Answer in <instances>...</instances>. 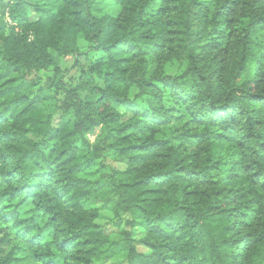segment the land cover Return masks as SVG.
Listing matches in <instances>:
<instances>
[{"label": "clouds", "instance_id": "1", "mask_svg": "<svg viewBox=\"0 0 264 264\" xmlns=\"http://www.w3.org/2000/svg\"><path fill=\"white\" fill-rule=\"evenodd\" d=\"M32 2L43 10L39 15L51 22L36 29L41 33L40 41L26 60L37 59L42 52L57 60L87 53L89 62L95 63L102 55L94 50L97 45L110 49L112 60L105 55L97 71L86 77L91 85L107 93V98L97 105L101 92L80 94L82 100L86 97L90 102L81 118L89 115L97 123L104 121L95 135L85 134L82 129L74 131L76 117L70 112L72 123L48 142L49 148L56 146L54 153L39 149L38 141L47 139L43 131L33 139V150L38 155L34 161L26 162L25 179L29 173L40 172L44 161L51 165L52 175L35 200L26 202L22 218L35 225L28 239L42 234L45 238L40 247H29L27 239L17 234L24 224L14 228L0 221V239L7 240L0 251V264H46L48 260H55L56 264H92L93 256L85 255L89 247L94 250L95 264H135L138 259L143 264H264V237L256 235L264 230V191L258 187L250 189L245 183L253 172L264 174V30L253 27L255 21L264 18V0L258 11L255 0H234L238 5L236 13L223 20L214 15L220 7L218 0H75L76 7H69L64 0ZM156 9H165L168 15L156 16ZM74 13L79 14L78 18ZM241 17L246 21L243 24ZM124 42L132 47L131 51L123 49ZM39 71L43 77L41 85L53 76L52 67ZM107 73L111 78H106ZM165 83L169 87H164ZM148 84L156 87H147ZM115 98L134 101L140 115L133 116L117 106L113 103ZM50 105L48 102L43 107L52 111ZM145 111L149 116L167 119L164 127L168 135L162 137L170 141L164 150L169 158L161 160L160 167L149 165L140 172L129 166L125 169L128 175L117 174L108 180L112 173L101 169L99 162L104 157L122 158L112 153L132 141L125 140L128 132L121 130L130 123L143 127ZM113 114L120 119L109 122ZM157 131H146L140 142L153 141ZM29 135L34 136V132ZM195 137L200 139L194 140ZM97 145L105 150L98 152ZM90 160L95 164L85 167L84 162ZM78 162L83 171L93 169L83 181L70 177V169ZM37 163L41 168L35 166ZM15 166V162L10 165ZM178 166L194 169L215 181V188L207 189L208 193L221 191L228 195L229 185L224 177L230 175L238 180V184L231 185L233 189L240 187L250 195L255 193L251 204L241 201L236 205L241 211H248L250 220L242 223L237 219L231 241H226L223 231L209 227L214 217L206 211L207 202L215 203L217 198L209 195L202 199L205 193L201 185L178 174ZM154 173H171L169 181L158 189V197L130 187ZM193 192L197 194L188 195ZM57 193L63 198L59 199ZM38 205H43L44 210H39ZM254 206L259 212L252 210ZM137 208L145 212L141 214ZM257 213L260 226L251 228V218ZM119 216L138 223L146 217L155 220L164 216L173 228L161 225L167 239L147 236L142 227L124 225L113 235H99L105 225ZM249 231L252 236L246 235ZM77 233L82 235L73 252H54L59 241ZM242 235L244 239L240 240ZM142 239L157 246L159 260L143 258L152 256L151 249L140 250L142 256L130 251L132 242ZM84 240L95 243L85 246ZM34 255H43L44 259L34 261Z\"/></svg>", "mask_w": 264, "mask_h": 264}, {"label": "trees", "instance_id": "2", "mask_svg": "<svg viewBox=\"0 0 264 264\" xmlns=\"http://www.w3.org/2000/svg\"><path fill=\"white\" fill-rule=\"evenodd\" d=\"M64 2L69 7L77 6L75 0H64ZM119 2L121 0H113V3ZM218 2L220 7L214 13L216 17L223 20L225 17H232L236 13L238 5L234 0H231V2L230 0H218ZM255 3L258 6V11L259 6L262 5V0H255ZM42 11L33 4L32 0H0V166H2L0 167V177L3 185L0 188V221L4 224H12L14 228H20L21 224H24L25 227L17 234L21 239H27L29 247H40L45 235L42 234L28 239L35 225L34 223L25 222L22 218L27 207L26 202L35 200L39 192L48 186L52 175L51 165L47 161H44L45 167L40 172L29 173L27 179H25L26 162L34 161L38 155V151L33 150L36 149V144H33V139L43 131L47 139L41 138L38 141L39 149L46 150L49 154L54 153L56 146L53 145L49 148L48 142L60 136L68 124L72 123L68 118L70 112L76 117V122L73 125L74 131H80L82 129L85 134L95 135V130L99 129L104 121L97 123L89 115H84L81 118V114L90 107V102L86 97L82 100L80 94L82 92L90 93L93 90L101 92L99 99L96 100L97 105H100L107 98V93L102 92L95 85H91V80L86 79V77L90 78L91 74L97 71L102 65L105 55L108 56L109 61L112 60L110 49L102 45H97L94 49L102 53L96 59L95 63L89 62L90 58L87 53H76L71 58L57 60L51 54L42 52L41 57L31 61L26 60V56H31L32 52L37 50V43L40 41L41 33L36 29L51 22V20L45 21L44 17L39 15ZM73 15L77 18L79 16L78 13H74ZM155 15L166 16L168 13L165 9H156ZM229 22L232 23L231 20ZM245 22L243 17H241L240 23L243 24ZM233 27H235V24H233ZM253 27L264 30V18L255 21ZM29 29L32 30L29 31ZM30 37L32 39L29 43ZM245 38L247 39V37ZM115 47L114 45L113 48ZM156 47L159 48L162 46L156 45ZM123 49L131 51L132 47L124 42ZM49 67H52L53 76L49 77L41 85L39 69L47 70ZM106 78H111V74L107 73ZM136 83L139 84V81H136ZM72 85H75V87ZM146 86L151 88L156 87L154 84H148ZM164 87H169V85L165 83ZM53 88H55V92H52ZM48 102H51L50 106L52 111H47L43 107ZM113 103L117 106H122L126 112L131 113L133 116L140 115L139 105H136L134 101L115 98ZM118 119L120 117L113 114L109 122H116ZM144 120L143 127L139 123H130L121 130L128 132V135L124 139L132 141L126 144L123 149L112 153L113 156L122 158L110 160L108 157H104L99 162L101 169H108L112 173V176L107 178L108 180H111L117 174L128 175L129 173L125 169L129 166H133L132 171L140 172L149 165L152 167H160L162 165L159 162L169 158L164 150L170 141L162 137V135L164 137L168 135V129L164 127L168 123L167 119L149 116L148 112L145 111ZM152 129H158L153 141L148 142L145 140L140 142L146 131H151ZM32 132H34V136L29 135ZM134 137L135 140H133ZM179 139L183 141V137ZM193 139L199 140L200 138L195 137ZM30 144L32 148L27 147ZM108 147H111V145ZM96 150L102 152L105 149H103L102 145H97ZM72 151L75 153L77 149L74 147ZM19 152H22V155L18 156ZM108 160L115 164L122 163L124 167L115 168L108 166L104 163ZM14 162L16 166L10 167ZM84 163H86L85 167H87L94 165L95 161L90 160ZM218 163L219 161H217ZM35 166L41 168L40 163H37ZM3 168H9L10 170L4 171ZM91 171H93L91 168L83 171L78 162L74 169H70V177L76 181H83ZM176 172L183 174L188 181L201 185V190L205 193L202 199H206L209 195L217 198L215 203L207 202L206 211L214 217L209 227L213 230L218 228L226 233V241H231L237 219L242 223L249 222L250 217L248 211H241L236 205L241 201L244 204H251L256 199L255 193L252 192L250 195L249 192L244 191L240 187L233 189L231 185L238 184L235 176L230 175L224 177L229 188L228 195H222L221 191L208 193L207 189L215 188L216 182L209 181L194 169H186L178 166ZM170 176L171 173H154L149 175L147 179L137 181V183L130 185V187L132 189L141 188L142 192H147L152 197H158L161 194L158 189L169 181ZM97 183L99 184V182ZM245 183L250 189L258 187L261 191H264V174L253 172L252 177ZM99 186L104 187L105 184H100ZM196 194V192H193L188 195ZM249 196V199H245V197ZM57 197L59 199L63 198L61 193H57ZM108 203H111V201L107 202L105 207L108 206ZM116 206L119 207L120 203L117 202ZM37 207L41 211L44 210L43 205H38ZM252 210L259 212V208L255 206ZM137 211L143 214L145 209L137 208ZM132 215L135 216V213ZM255 215H258V213L254 214L251 218L252 223L249 225L251 228H259L260 226L259 217H255ZM17 220L19 222H16ZM121 225L133 229L142 227L147 236L164 239L169 237L161 228V225H165L169 229L173 228V225L164 216H158L155 220L146 217L140 223L136 219L119 216L113 222V229L111 231H107L103 227L99 235H113L120 230ZM2 231L0 230V232ZM81 235L82 233H77L70 239L59 241L56 244L54 252L65 255L73 252L79 246L77 242L80 241ZM246 235L252 236L253 233L249 231ZM256 235L258 237H264V230L258 231ZM239 239L243 240L244 236H240ZM83 243L85 246H90L95 241L84 240ZM232 243H235V241H232ZM6 244V239H0V251H2ZM142 249L152 250V256L143 257L144 259L154 261L160 259L159 249L148 239L132 242L130 251L136 252L138 256H142L143 253L140 251ZM93 254L94 250L89 247V251L85 255L93 256L92 264H95ZM43 259V255L33 256V260L37 262ZM78 259L79 253L76 255V260ZM69 260L72 261V257H69ZM46 264H56V261L48 260ZM135 264H143V260L138 259ZM161 264H165V262L162 261Z\"/></svg>", "mask_w": 264, "mask_h": 264}, {"label": "rangeland", "instance_id": "3", "mask_svg": "<svg viewBox=\"0 0 264 264\" xmlns=\"http://www.w3.org/2000/svg\"><path fill=\"white\" fill-rule=\"evenodd\" d=\"M65 67V66H64ZM63 69H65V68H63ZM40 78L41 79H43V77L41 76V73H40ZM106 165H108V166H113V167H115V168H123L124 167V165L122 164V163H120V164H115V163H113L112 161H110V160H108V161H105L104 162ZM1 177H0V188L3 186L2 185V183H1ZM105 227V229L107 230V231H111L112 229H113V222L112 223H110L109 225H105L104 226Z\"/></svg>", "mask_w": 264, "mask_h": 264}]
</instances>
